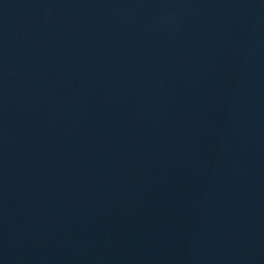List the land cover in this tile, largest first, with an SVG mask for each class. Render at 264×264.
I'll list each match as a JSON object with an SVG mask.
<instances>
[{"label":"water","instance_id":"obj_1","mask_svg":"<svg viewBox=\"0 0 264 264\" xmlns=\"http://www.w3.org/2000/svg\"><path fill=\"white\" fill-rule=\"evenodd\" d=\"M0 264H264V0H0Z\"/></svg>","mask_w":264,"mask_h":264}]
</instances>
